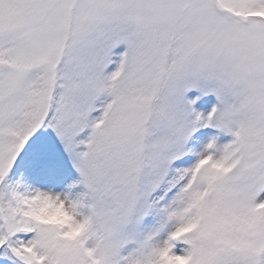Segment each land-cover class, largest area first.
<instances>
[{
	"label": "snow or ice",
	"instance_id": "1",
	"mask_svg": "<svg viewBox=\"0 0 264 264\" xmlns=\"http://www.w3.org/2000/svg\"><path fill=\"white\" fill-rule=\"evenodd\" d=\"M0 264H264V0H0Z\"/></svg>",
	"mask_w": 264,
	"mask_h": 264
}]
</instances>
